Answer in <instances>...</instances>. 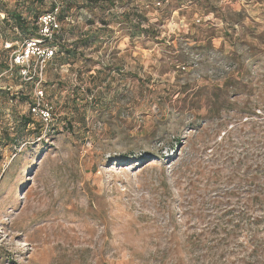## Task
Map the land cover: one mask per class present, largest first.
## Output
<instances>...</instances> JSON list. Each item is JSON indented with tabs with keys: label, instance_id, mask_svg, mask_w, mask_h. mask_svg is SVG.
I'll use <instances>...</instances> for the list:
<instances>
[{
	"label": "rangeland",
	"instance_id": "374dc122",
	"mask_svg": "<svg viewBox=\"0 0 264 264\" xmlns=\"http://www.w3.org/2000/svg\"><path fill=\"white\" fill-rule=\"evenodd\" d=\"M20 1L62 3L76 56L0 144V264H264V0ZM21 38L0 24V137L36 91L3 68Z\"/></svg>",
	"mask_w": 264,
	"mask_h": 264
},
{
	"label": "built area",
	"instance_id": "2783aa9c",
	"mask_svg": "<svg viewBox=\"0 0 264 264\" xmlns=\"http://www.w3.org/2000/svg\"><path fill=\"white\" fill-rule=\"evenodd\" d=\"M59 10L58 6L53 11L41 15L38 19L39 29L36 36L24 41L23 46L14 50L11 55V68L13 66L20 68L22 80H37L36 105L32 108V112L46 123L53 118L54 105L45 100V90L39 87L44 81L45 67L55 53V50L48 44L57 39L62 31V22L58 17ZM5 47L11 50L15 48H13V43H5Z\"/></svg>",
	"mask_w": 264,
	"mask_h": 264
},
{
	"label": "trees",
	"instance_id": "16d2710c",
	"mask_svg": "<svg viewBox=\"0 0 264 264\" xmlns=\"http://www.w3.org/2000/svg\"><path fill=\"white\" fill-rule=\"evenodd\" d=\"M34 1L42 3L46 0H21L19 2V8L23 9L26 6L27 2H34ZM107 1H110V3H109L110 5H115V0H107ZM94 2H96V4L98 2V4H99L98 0H95ZM58 6L60 7L59 15H58L60 21L61 22L62 21H68V20L71 21V19L69 18V14H67V11L65 12V10H64V5L62 3H55V4H53V6L50 10L45 11L44 13H41V14H38L37 12L34 13L33 19H30L29 17L23 15L22 14L23 12L21 10L14 11V12H8V11H6L7 9L0 6V24L8 23L9 26L12 28V30H14L18 34L19 37H23L21 39H24V41H26V40H29L32 37L36 36V34L38 33V29H39L38 19H39V17L41 15L47 13V12L53 11ZM32 10L33 9L31 8V12H32ZM126 14L129 15L130 12H127ZM92 21L93 20H90V22H92ZM103 22L104 23L102 25L104 26V28L107 27L106 19H104ZM12 43H13V48H14L15 43L14 42H12ZM48 45L55 50V53H54L53 57L50 59V61L48 62V64H51V62H52L51 65H53L54 64L53 62H56L57 59H62V58L68 59L69 57L76 56L75 50L65 47L66 45L64 44L63 39L60 37H57V39L50 41ZM4 48H5V46H4ZM8 50H11V49H8ZM3 68H5L7 71L13 70L11 72H14V71L17 72L18 76L22 80L19 67H17V69L15 67L10 68V65L7 64V66H4ZM13 68H15V69H13ZM22 81L24 84H29L30 82L35 84L37 80L33 79L31 81H24V80H22ZM45 100L50 102L47 99L46 92H45ZM35 105H36V98L34 95L33 100L30 103L29 114L21 116L19 118V120L16 121V124L13 127L15 135H12V133L8 132L7 130L4 131L3 136L0 137V144L7 146L10 143H13L14 145H16L18 143L16 136H18V133H20V131L23 128L25 129V128L35 127V129H39L40 127H44L45 123L43 121L35 120V118L32 115V108ZM40 132H41V130H40ZM40 132H38V133H40ZM179 143H180V140L177 139L176 144H179Z\"/></svg>",
	"mask_w": 264,
	"mask_h": 264
},
{
	"label": "crops",
	"instance_id": "0c3cea01",
	"mask_svg": "<svg viewBox=\"0 0 264 264\" xmlns=\"http://www.w3.org/2000/svg\"><path fill=\"white\" fill-rule=\"evenodd\" d=\"M58 37L62 38V39H63V42H65V41H66V38H67V37H66V33H65L64 31H63V33L61 32L60 35H59ZM53 63H55V62H53ZM51 64H52V62H51ZM51 64H50V65H51Z\"/></svg>",
	"mask_w": 264,
	"mask_h": 264
}]
</instances>
